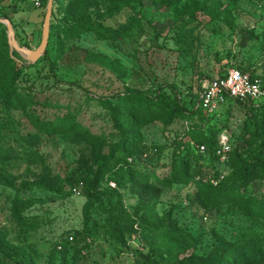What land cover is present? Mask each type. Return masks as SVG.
I'll return each instance as SVG.
<instances>
[{"label":"rangeland","instance_id":"1","mask_svg":"<svg viewBox=\"0 0 264 264\" xmlns=\"http://www.w3.org/2000/svg\"><path fill=\"white\" fill-rule=\"evenodd\" d=\"M39 1L40 7L0 0V18L12 22L17 42L29 50L42 39L48 0ZM116 3L123 5L118 11ZM88 18L120 35L88 32L65 41L67 63L56 61L60 31ZM0 25V264H178L189 257L203 261L220 245L264 239V171L237 189L242 174L233 165L227 185L235 198L224 201L177 182L148 191L140 182L148 172L174 179L170 145L196 122L171 119L167 106L199 108L201 83L231 68L247 70L264 86V0H180L174 6L54 0L51 62L28 68L14 53L23 68L15 97L8 31ZM128 92L159 100L117 108L114 97ZM257 114L237 106L226 122L215 123L227 128L247 164L260 149L253 135ZM129 122L142 155L118 170L115 163L126 159L114 157L113 149ZM246 198L258 200L250 213ZM20 200L32 204L23 211ZM74 234L76 241L59 253L57 244ZM240 264H264V255Z\"/></svg>","mask_w":264,"mask_h":264},{"label":"trees","instance_id":"2","mask_svg":"<svg viewBox=\"0 0 264 264\" xmlns=\"http://www.w3.org/2000/svg\"><path fill=\"white\" fill-rule=\"evenodd\" d=\"M83 0H80L82 2ZM160 4L166 6H174L180 2V0H156ZM45 6V4H44ZM86 6V5H85ZM123 5L114 4L113 10L118 11ZM85 13V11H84ZM82 13V15H84ZM206 14H209L207 11ZM1 26V25H0ZM130 27H133L131 25ZM130 27L125 28L126 31H129ZM88 32H95L100 34L103 38L110 39L115 34L120 35L119 30H114L112 28L105 27L102 24H94L91 22L90 18L86 21L81 22L77 25H74L69 28H64L60 31L59 39H58V47L56 50V61L61 62L63 64L67 63L68 58L65 55L64 50V43L65 41L73 40L76 38L81 37ZM159 37L158 33L155 34ZM51 39V33H50ZM49 39V45H50ZM49 45L47 47L46 55L39 60V63L42 60L50 61L48 54H49ZM8 61L12 67V74L13 77L10 80L9 84V91L10 95L14 96L17 94L16 92V83L21 78L23 74V68H20L17 62L12 59L11 55H8ZM51 62V61H50ZM36 63V64H37ZM35 65H26L25 67L33 68ZM238 70L242 71L243 73H248L247 70L237 68ZM225 75V74H224ZM223 75V76H224ZM251 75V74H250ZM221 76V77H223ZM252 80H259L257 77L251 75ZM263 89L264 86L262 85ZM159 99L148 98L144 97L140 99L136 96L135 93L128 92L124 95H116L114 97V102L116 103L117 108H129L130 106H135L136 104L139 105H146V104H154ZM162 98H160V101ZM178 104L181 105V102ZM197 105H199V94L197 95ZM171 106V107H170ZM167 106L169 109V116L171 119L181 115L184 119L189 122L196 120V122L188 124V129H185V133L181 135L178 139H174L171 143L174 145V149L172 150L171 154V164L169 166L174 167L175 169V177L172 181H168L166 178L160 180L156 173L148 172V173H141L140 182L145 184L142 190L148 191L155 190L157 187H172L171 182H177L181 186L185 187L191 192L195 193L196 191L199 192H208L209 194H213L216 199L221 200H233L235 198V189L229 187L228 180L230 175L233 172V165L239 164L241 169V179L240 184L237 189H245L251 182L260 178L259 174L264 171V105L263 103L260 106L250 105L249 103H232L230 102L226 108L218 115H208L204 110L199 106L196 109H190L186 105H170ZM245 107L250 112L256 113L255 115V123L257 124V130L254 131L253 135L260 140V149L256 156V161L253 164H247L241 161V154L240 150L241 147H237L233 143V151L230 157V162L228 163L229 174L218 186H213L208 179L210 174L217 175L218 174V158L216 157V150H217V138L218 135L224 131H227L225 127H218L216 122L223 120L224 122L227 121V116L234 112L235 107ZM38 122L44 126V128L50 130L51 125L43 124L37 119ZM223 123V122H222ZM66 124H69V121H60L57 124V128L55 126L56 132L59 131V128L64 127ZM129 127H125L122 130V138L120 144H118L113 149V156L118 158L126 159V163H118L116 162V168L126 170L129 164V159L132 161L136 160L142 155V149L140 147H136L132 144L131 140L134 139V136L131 135L130 128L132 127L131 122L128 123ZM190 141L195 142L198 145H204L206 147V153L200 154L199 150L194 149L190 145ZM160 151H164V147L160 148ZM113 160H111V163ZM131 172V170L127 171ZM125 172V173H127ZM131 175V174H130ZM199 178V179H198ZM131 182V181H130ZM133 183V182H132ZM189 193V192H188ZM191 195V194H190ZM240 199V198H239ZM244 199V198H243ZM258 203V200H254L252 198H246L244 202L245 207L244 211L246 213H250L249 209L247 210L249 205H253V203ZM260 202V201H259ZM22 205L21 210H27L30 205L32 204L30 201H18ZM263 206L264 203L260 202ZM247 210V211H246ZM76 241V235L68 236L65 242H59L57 244V250L59 253L65 252L66 248L72 245ZM61 247V249H59ZM264 255V239L243 244L239 246L233 245H220L217 247L216 251L210 256L207 257L203 261H196L195 257H189L181 260L178 264H240L242 261L246 259L257 260Z\"/></svg>","mask_w":264,"mask_h":264},{"label":"built area","instance_id":"3","mask_svg":"<svg viewBox=\"0 0 264 264\" xmlns=\"http://www.w3.org/2000/svg\"><path fill=\"white\" fill-rule=\"evenodd\" d=\"M31 1L36 7H40L39 0ZM198 94L199 106L211 116L220 114L230 102L260 106L264 101V89L261 81L252 80L250 74L243 73L237 68H231L223 77L203 81ZM186 126L188 129V124ZM217 143L218 174H210L206 179L215 187L229 174L227 165L233 151L232 135L227 131L222 132L218 135ZM190 145L199 150L200 154L206 153L204 145H198L193 141H190ZM73 193L77 194L79 190L76 188Z\"/></svg>","mask_w":264,"mask_h":264},{"label":"water","instance_id":"4","mask_svg":"<svg viewBox=\"0 0 264 264\" xmlns=\"http://www.w3.org/2000/svg\"><path fill=\"white\" fill-rule=\"evenodd\" d=\"M54 0H48L46 15L43 24L42 39L39 47L36 50H29L19 45L16 40L15 30L12 22L9 19H1L0 24L5 25L8 31V44L12 59L16 60L14 53L19 54L29 65H35L41 60L47 51L51 33V20L53 16Z\"/></svg>","mask_w":264,"mask_h":264}]
</instances>
